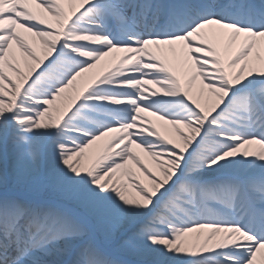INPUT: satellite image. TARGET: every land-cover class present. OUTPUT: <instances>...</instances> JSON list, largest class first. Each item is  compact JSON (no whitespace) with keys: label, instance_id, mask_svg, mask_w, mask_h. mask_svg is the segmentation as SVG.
<instances>
[{"label":"snow or ice","instance_id":"1","mask_svg":"<svg viewBox=\"0 0 264 264\" xmlns=\"http://www.w3.org/2000/svg\"><path fill=\"white\" fill-rule=\"evenodd\" d=\"M0 264H264V0H0Z\"/></svg>","mask_w":264,"mask_h":264},{"label":"bare ground","instance_id":"2","mask_svg":"<svg viewBox=\"0 0 264 264\" xmlns=\"http://www.w3.org/2000/svg\"><path fill=\"white\" fill-rule=\"evenodd\" d=\"M119 54L117 53V54H113V57H109V58H106L105 59V61H102L101 62V65L100 66H98V68H97V70L96 71H103L111 62H112V60H113V58L114 57H116V56H118ZM166 55H168L169 56V59L170 60H173L174 61V57H172V55L170 54V53H166ZM22 62V61H21ZM198 93V89H196V88H194L193 89V95H196ZM145 115H147V114H145ZM151 119H153V120H155V118L154 117H150ZM158 124L160 123V122H157ZM163 130V129H162ZM145 160H146V163H149V166H153L152 164H151V162L147 159V158H145ZM154 167V166H153Z\"/></svg>","mask_w":264,"mask_h":264}]
</instances>
